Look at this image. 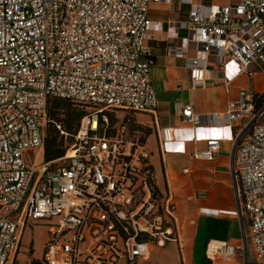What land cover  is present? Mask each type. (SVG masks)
<instances>
[{
    "label": "built area",
    "instance_id": "obj_1",
    "mask_svg": "<svg viewBox=\"0 0 264 264\" xmlns=\"http://www.w3.org/2000/svg\"><path fill=\"white\" fill-rule=\"evenodd\" d=\"M166 1L0 0V264L34 263L22 241L36 222L56 220L38 264H138L151 258L153 245L171 240L166 226L175 205L154 198L152 153L133 137L139 131L130 116L111 119L119 111L157 113L151 66L141 58L156 25L151 6ZM181 3L190 7L188 20L170 28L188 35L166 49L168 57L187 61L192 88L207 86L210 58L219 68L233 60L242 73L264 64V0ZM53 98L92 111L63 157L30 170L24 154L44 150ZM255 104L241 91L225 114L213 115L218 125L247 120L248 130L238 138L233 167L242 241L209 244L214 264L238 257L241 264H264V99ZM182 117L194 127L203 123L191 104ZM159 135L161 143L174 141L169 127ZM221 145L210 140L194 157L212 161ZM24 253L27 263L19 259Z\"/></svg>",
    "mask_w": 264,
    "mask_h": 264
},
{
    "label": "crops",
    "instance_id": "obj_2",
    "mask_svg": "<svg viewBox=\"0 0 264 264\" xmlns=\"http://www.w3.org/2000/svg\"><path fill=\"white\" fill-rule=\"evenodd\" d=\"M238 1L194 0V3L229 6ZM175 2L170 0L151 6L150 17L156 25L141 58L151 66L152 84L159 103L156 115L121 111L116 114L130 116L136 124L134 129L146 133L156 186L175 205L166 226L173 236L163 248L153 245L152 259L157 261L156 264H214L206 256L209 244L239 245L242 241L233 167L238 138L248 130L247 120L231 126L218 125L213 115L225 114L241 91L254 96L264 95V64H253L242 73L240 65L233 60L219 68L216 60L210 58L207 86L192 88L187 61L167 55L169 42H178L174 37L183 40L188 35L187 31L176 32L170 28L172 22L188 20L190 7L180 1L177 6ZM197 56L204 55L190 53V57ZM187 104H191L195 113L203 118L200 126L194 127L184 121L182 110ZM260 124L264 122L260 121ZM166 127L173 129L172 143L159 140L160 130ZM210 140H219L222 144L215 159H196L194 155L206 150ZM45 150L46 145L40 153L45 155ZM249 251L253 255L251 248ZM241 262L238 257L228 264Z\"/></svg>",
    "mask_w": 264,
    "mask_h": 264
},
{
    "label": "rangeland",
    "instance_id": "obj_3",
    "mask_svg": "<svg viewBox=\"0 0 264 264\" xmlns=\"http://www.w3.org/2000/svg\"><path fill=\"white\" fill-rule=\"evenodd\" d=\"M176 5L178 6L179 1L181 2V0H175ZM262 71V70H261ZM66 102L62 104L61 109L59 111V119L60 120H65L67 118L66 116V111H67V107H69L70 102L65 100ZM72 103V102H71ZM75 109L84 112V113H88L92 111V107L90 106H83V105H79V104H75ZM125 118V115L122 114H111V119L113 122H119L122 121ZM261 122H264V118L261 120ZM53 124H51L50 120H48L46 127H45V134H46V139L47 137H51L52 139H54L55 137H57V149H59L60 151H65L69 145L72 142V138L71 135L69 134L68 136H63V138H61V134H59V132H57L56 130L53 129ZM62 125V123H61ZM63 126V125H62ZM59 129V128H57ZM145 133V132H144ZM143 132H140L139 134L136 132V134H133L134 138H138L143 140L144 142H146V138ZM24 159H25V163L28 167V169L33 170L36 169L38 167L43 166L46 163L45 160V155L42 153H40L39 151H29L27 153L24 154ZM158 201L160 204H162V200L159 199L158 197ZM56 224V220L53 221H44V222H36V223H29L27 225V228L25 229L24 232V237H23V248L26 250H30L33 249V256H31L32 260L34 263L32 264H38V259L43 258V254L45 252L46 249V244L49 240V236L47 235L46 231L52 226ZM249 256L250 258L253 260V255L252 253L248 250ZM30 257L27 256V253L24 254H20L19 259H21V261L23 263H27L29 262V259H31ZM144 262V264H156L157 261H155L154 259L151 258L148 261H142ZM139 264H143V263H139Z\"/></svg>",
    "mask_w": 264,
    "mask_h": 264
},
{
    "label": "trees",
    "instance_id": "obj_4",
    "mask_svg": "<svg viewBox=\"0 0 264 264\" xmlns=\"http://www.w3.org/2000/svg\"><path fill=\"white\" fill-rule=\"evenodd\" d=\"M263 99H264V95L255 96V103H256L255 105L259 107ZM65 102L66 101L64 99H58V98H53L50 100L48 107V120H50L51 124H53L52 125L53 129L56 131L58 130L57 132H59V134H61V131L64 132L63 135L61 134V138H63L65 134L66 136L70 134L72 138V136L76 133L79 127L80 121L87 113L75 109V107L73 106H75L76 103L73 102L71 103V101H69L70 104L69 107H67V111L65 113L67 118L65 120H60L58 117L59 111L61 109L62 104ZM61 123L63 126L61 125ZM59 127L60 130L57 129ZM56 142H57V137H55L54 139H52L51 137L50 138L47 137L46 139V150H45L46 163L63 157L66 152V150L60 151L59 149H57ZM153 192H154V198L157 202H159L158 197L162 201L165 199V196L159 191V188L157 186H154Z\"/></svg>",
    "mask_w": 264,
    "mask_h": 264
}]
</instances>
